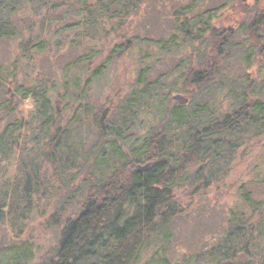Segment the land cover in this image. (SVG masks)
<instances>
[{
    "label": "trees",
    "instance_id": "1",
    "mask_svg": "<svg viewBox=\"0 0 264 264\" xmlns=\"http://www.w3.org/2000/svg\"><path fill=\"white\" fill-rule=\"evenodd\" d=\"M150 1L0 0V39L20 38L23 54L30 49L42 51L66 44L75 49L83 44L82 55L65 70L83 65L80 72L87 76L85 84L101 77L112 62L128 52L151 46L167 56L191 48L190 54L179 60L173 80L160 77L149 82L150 65L139 68L134 89L111 109L121 114L120 124H104L110 117L104 106L94 111L81 106V112L72 115L73 121L79 116L91 117L99 136L98 149L107 146L113 157L122 158L117 151L121 141L132 159L113 166L101 185L86 189L77 210L63 220L56 245L38 264H138L146 249L166 240L171 223L183 212L178 191L187 179V170L201 164L188 185L194 191L205 190L224 178L231 168L228 161L238 148L264 136V102L256 98L262 93L261 87L247 77L235 82L231 72L239 60L247 67H264V7L259 5L263 0H254L252 8L244 7L238 28L228 35L213 27L215 8L200 9L203 0H192L174 9L172 33L167 40L129 37L124 30L104 61L91 70L93 58L102 51L89 44L106 41L110 24L118 27L124 20L138 16ZM2 85L8 96L6 103L0 104L3 120L15 113L16 108L11 106L14 99L30 98L35 105L30 122H6L0 131V162L15 160L12 175L0 179V230H14L32 213L34 200L44 197L42 175L50 173L51 178L61 179L75 166L80 144L75 145L73 130L60 122L59 106L65 97L53 87L35 82L16 84L10 90V84L5 85L0 77ZM206 89L229 94L235 106L223 116L214 115L208 107L191 108L196 96ZM173 92L186 98L187 104L178 105L172 99ZM77 98L85 99L83 87ZM150 114L157 121L146 136L125 137L135 118ZM25 129L31 132L23 137ZM176 131L180 132L178 139H167ZM100 153L104 164V152ZM146 164L150 165L147 170H135L137 165ZM43 166H47L44 171ZM238 193L244 210L230 211L216 244L173 264H264V194L255 195L245 185ZM5 250L7 264H18L25 253L16 257L17 248L13 246H3L0 253ZM164 251L161 243L153 252V264H169L161 254Z\"/></svg>",
    "mask_w": 264,
    "mask_h": 264
},
{
    "label": "rangeland",
    "instance_id": "2",
    "mask_svg": "<svg viewBox=\"0 0 264 264\" xmlns=\"http://www.w3.org/2000/svg\"><path fill=\"white\" fill-rule=\"evenodd\" d=\"M191 1L152 0L142 8L138 16L124 20L125 22L119 24L118 27L110 24L106 41L101 39L99 45L96 41L89 44L97 51L100 49L102 51L93 58L91 70L104 61L108 50L120 40L118 36L124 30L128 31L129 37L137 35L153 41L167 40L172 33L171 16L174 9L180 5L189 4ZM230 2L226 4L225 0H203V4L199 5L200 9L215 8L217 10L213 27L225 32L226 35L233 34L238 28V23L243 19L241 10L244 7L252 8L255 3L254 0H230ZM259 5L261 8L264 7V0ZM220 7L221 9L218 10ZM20 43V38L0 39V77L5 81V85L10 84V90L16 84L27 86L38 82L47 85L48 88L53 87L60 97L64 96L63 103L59 106V119L62 125H67L73 130L71 133L76 140L75 145L80 144L78 146L80 156L75 166L65 172L61 179L51 178L50 173L46 176L42 175L44 178H41V188L45 191V195L40 200H34L32 213L28 214L26 220L14 230L5 227L0 230L1 250L3 246L16 247V257L25 252L21 254L22 258L18 264H38L56 245L63 220L67 216H72L77 210L79 199L82 198L86 189L90 185H101L112 168L132 159L128 148L118 140L117 151L120 153L119 157L122 158L113 157L107 146L98 149L99 136L94 132L91 117L79 116L73 121L72 115L79 114L81 106H88L92 111L98 106H104V109H108L110 113L108 121L104 124H120L121 114H117V111L112 113L111 109L116 108L134 89L139 68L150 65L152 69L148 77L149 82H154L160 77L173 80L177 75L176 67L179 60L184 55L190 54L191 48L185 47L178 52L172 51V54L167 56L159 54L157 49L151 46L128 52L112 62L101 77L85 84L84 80L87 76L80 72L83 65L71 71L65 70L75 57L82 55L85 50L83 44L82 47L75 49H72L69 44L63 48L49 46L42 51L30 49L23 54L19 47ZM145 55H150V57L145 58ZM231 69L232 79L235 82L243 81L247 77L253 81L255 86L261 87L262 93L256 98L264 102V67L259 69L254 66L247 67L239 60ZM82 87L85 90V99L80 101L77 97ZM175 94L176 92H173L171 95ZM7 99L6 88L2 85L0 104L6 103ZM11 106L16 108L13 115L3 120L0 114V131L6 122L20 119L26 123L30 122L35 107L30 98L14 99L11 101ZM234 106L235 101L229 94H220L219 91L211 93L206 89L196 96L191 108L208 107L214 115L223 116ZM151 116L150 114V116L142 115V117L135 118L134 124L128 125L125 137L137 139L146 136L148 128H151L157 121ZM203 116L205 115L200 118ZM30 132L31 129H25L22 131V136L23 134L29 135ZM179 135V131L172 132L167 139L176 140ZM20 144L22 145V141ZM27 148L29 149L30 145ZM173 148H175L173 153H176L175 144ZM101 151L104 152L102 156L106 161L104 164L100 162L102 160L99 157ZM14 161L10 159L0 162V179H7L12 175ZM228 162L231 168L224 178L219 183L207 186L205 190L197 188L194 191V187L190 188L188 185L194 179V171L201 164L193 165L187 170V179L178 191L183 212L171 223L167 230L166 240L159 242L158 246L152 245L146 249L138 264H153V252L158 250L161 243L165 247V251L161 254L169 264H173L182 257L193 256L207 250L216 244L223 234L230 211L244 210L238 193L242 185H245L247 189H252L255 195H259L258 192L264 194V182L261 183L264 180V136L260 139H252L246 147L238 148ZM46 168L47 166H43L42 171ZM6 253L7 250L0 253V264H7ZM27 258L29 260L25 262ZM157 263L158 261L154 262V264Z\"/></svg>",
    "mask_w": 264,
    "mask_h": 264
},
{
    "label": "water",
    "instance_id": "3",
    "mask_svg": "<svg viewBox=\"0 0 264 264\" xmlns=\"http://www.w3.org/2000/svg\"><path fill=\"white\" fill-rule=\"evenodd\" d=\"M172 99H173L175 102H177V104L180 105V106H182V105H186L187 102H188V100H187L186 98H184V97H183L182 95H180V94H175V95H173ZM149 166H150L149 164H146V165H143V166H141V165H137V166L135 167V170H136L137 172H143V171L147 170V169L149 168Z\"/></svg>",
    "mask_w": 264,
    "mask_h": 264
}]
</instances>
